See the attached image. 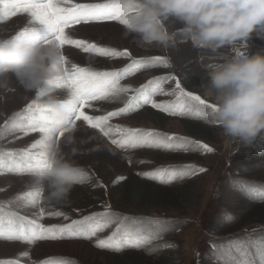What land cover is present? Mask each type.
Wrapping results in <instances>:
<instances>
[{"label": "rangeland", "instance_id": "rangeland-1", "mask_svg": "<svg viewBox=\"0 0 264 264\" xmlns=\"http://www.w3.org/2000/svg\"><path fill=\"white\" fill-rule=\"evenodd\" d=\"M89 2L104 3L108 0ZM132 12L130 10L128 14ZM27 19L21 15L7 23H0V37L16 34L26 26ZM167 26L170 32L176 33L174 46L145 44L136 34L125 36L124 28L117 21L77 25L71 36L127 49L138 59L161 57L166 60L168 67L153 64V73L139 69L123 78L120 81L123 85L136 88L153 78L176 76L186 90L215 104V94L204 90L209 88V81H202L201 75L208 76L210 64L221 63L235 55L239 45L213 53L194 46L191 37L181 31L183 26L179 21L170 20ZM262 37L264 29H258L247 41V48L240 50L250 53L264 51ZM58 48L69 64L76 63L94 70L119 69L130 63L126 59L84 53L73 45ZM147 66H151V63ZM163 87L171 90L174 82L169 80ZM37 91L26 92L14 77L10 78L7 89L0 90V264H110L112 258L121 256L123 260L138 256L153 263L165 256L170 264H228L220 254L221 244L239 241L241 248H246L249 245L258 246L264 240L262 221L242 225L239 229L234 227L246 207L251 209L257 202H264V135L259 134L245 142L224 135L214 115L201 113L182 116L173 114L178 113L179 109L170 112L164 108L141 105L128 114L113 118L110 123L186 137L206 144L214 151L207 153L192 145L172 150L149 147L121 149L111 143V139H119L118 134L105 137L98 129L78 121L77 137L90 139L86 145L87 151L72 159L84 168L87 176L74 187L67 202L58 203L48 200L46 194L38 191L34 185L32 168L35 159L29 162V155L24 153V149L39 139L40 134L22 133V117H17L16 113L23 112L33 100L38 99L42 103V99L50 93L63 101L68 99V94L64 89L53 88L38 98ZM122 99L115 103L98 102L97 107L105 111L94 112L86 108L85 114L105 115L106 111L122 107ZM153 99L163 104L174 101L175 97L156 95ZM152 112L159 115L153 116ZM190 122L204 126V130L210 127L215 129L205 131L202 136H193L187 131V127L192 129ZM37 153L38 150H32L33 157ZM173 154L181 158L174 160L171 157ZM185 155L197 156L198 159H183ZM193 165L196 166L195 171L190 169ZM161 167L166 171L159 176L142 175L155 173ZM188 180L191 182L185 187L186 194L181 197L177 188ZM142 182L150 183V189L146 190ZM165 189L172 190L171 195L163 193ZM37 192L40 194L36 195ZM106 204L112 215L104 219L114 222L98 237H92L90 224L84 223L74 225L73 231L63 235L56 232L54 239L51 238L52 233L32 239L35 228L32 221L46 228L70 224L72 220L81 221L93 213L108 211L104 207ZM41 206L44 209L42 217L38 215ZM54 212L65 213L68 219L48 215ZM117 227V240L132 236L138 237L139 242L133 245L113 242L104 247L96 246L97 238L107 237ZM244 259L247 258L237 253L232 264H243Z\"/></svg>", "mask_w": 264, "mask_h": 264}, {"label": "clouds", "instance_id": "clouds-1", "mask_svg": "<svg viewBox=\"0 0 264 264\" xmlns=\"http://www.w3.org/2000/svg\"><path fill=\"white\" fill-rule=\"evenodd\" d=\"M136 10L121 24L124 35L136 34L145 44L174 46L175 32L167 22L179 21L194 46L217 52L237 48L235 55L208 66L209 91L215 94L214 118L224 135L248 142L264 132V51H241L258 29H264V0H132ZM61 52L55 44L0 37V90L10 78L26 91L41 89L64 74ZM42 104L52 122L43 164L32 168L33 182L46 198L67 202L74 187L86 176L72 158L87 151L90 138L77 137L76 117L54 93ZM63 134V135H61Z\"/></svg>", "mask_w": 264, "mask_h": 264}, {"label": "snow or ice", "instance_id": "snow-or-ice-1", "mask_svg": "<svg viewBox=\"0 0 264 264\" xmlns=\"http://www.w3.org/2000/svg\"><path fill=\"white\" fill-rule=\"evenodd\" d=\"M135 11L136 5L132 0H119V2H79V0H0V23H7L13 17L26 16V26L18 30L17 38H28L33 42L44 44H55L58 47L64 45H73L84 53H94L99 57L126 59L130 61L122 68L94 70L90 67L79 66L76 63H70L64 55L61 56L64 66V74L58 75L55 79L46 82V85L37 91V97L46 95L53 88L64 89L68 94V99L64 100V107L76 117V121L84 122L93 129H98L105 137L112 136L113 133L119 135V139H111V143L121 149L138 147L158 148L172 150L174 148L183 149L188 145L196 149L210 153L214 150L208 145L191 140L186 137L170 136L154 130L139 128H130L122 125H113L110 121L124 114H128L132 109L139 108L141 105H150L153 108H164L167 111L179 109V115H204L213 116L215 104L208 103L201 96L192 91L186 90L182 82L176 76L158 77L148 80L139 87L133 88L121 84V80L129 74L139 70L142 65L147 63H160L168 67L166 60L161 57H154L151 61H145L135 58L127 49H117L115 47L105 46L96 41L86 39H74L71 33L76 30L77 25H87L92 22H112L124 23L129 11ZM67 30V31H66ZM264 38V37H262ZM169 80L174 82V88L166 90L163 85ZM133 93V94H129ZM156 95H170L175 97L174 101L159 103L153 99ZM123 102V106L115 110L106 111L105 115H86L84 109L92 111H105L98 108V102L115 103ZM20 120V131L24 134L39 133L40 138L34 140L24 153L29 155L30 161L34 158L35 164H43L48 147L52 117L47 106L33 100L23 112H17ZM63 135V134H61ZM264 135V132L261 133ZM32 150H38L35 157L32 156ZM143 162V161H141ZM192 171L196 166H190ZM204 171V169H199ZM166 171L161 167L155 173H142L144 176H159ZM87 176V173H86ZM122 179V178H119ZM40 193L37 192L36 195ZM31 195V194H29ZM35 203V201H31ZM108 211L104 213H93L83 217L81 221L72 220L70 224L52 225L46 228L43 224L32 221L35 228L32 230V239L43 238L45 233H52L51 238H56L55 233L62 235L74 230L73 226L77 224H90V235L98 237L99 233L110 228L114 221L104 219L111 217L109 205H104ZM38 215H44L43 206L38 210ZM50 216L67 215L62 212L48 213ZM231 219V217H229ZM159 223V222H158ZM117 227L107 237L97 238L96 246L104 247L115 242L118 245H133L139 242L138 237L129 236L124 240H117ZM26 239V237H21ZM214 248L216 245H212ZM222 257L232 264L236 260L237 253L241 257H246L243 264H264V240H261L258 246L249 245L241 248V242L228 241L219 246ZM63 264V262H62Z\"/></svg>", "mask_w": 264, "mask_h": 264}, {"label": "trees", "instance_id": "trees-1", "mask_svg": "<svg viewBox=\"0 0 264 264\" xmlns=\"http://www.w3.org/2000/svg\"><path fill=\"white\" fill-rule=\"evenodd\" d=\"M145 61H151V59L150 60H145ZM149 64L150 63H147L146 65H142L141 68H140V70H143L144 69V70H146V72L153 73V71H152L151 68H152L153 64H158V63H151V66L148 67L147 65H149ZM201 76H202V79H203L202 81H209L208 76H206V74H203ZM204 90L205 91H209V88L206 87V88H204ZM149 110L150 109H148V111ZM151 115L158 116L159 114H155V113L152 112ZM153 116H149V117H153ZM181 121H184V120H181ZM191 126H192L191 127L192 129H190V128L187 127V131H190L193 136H199V135L202 136L203 135L202 133H205V131H207V130L208 131H213L215 129V128L210 127V128H205L206 130H204V126H202V125H200L198 123H191ZM210 133L211 132H207V134H210ZM177 155L178 154H173V155H171V157H173L174 160L181 158L180 156H177ZM176 157H179V158H176ZM183 157H184L183 159H185V158L186 159H195V160L198 159L197 156H187V155H185ZM190 182L191 181L188 180L186 183H184L182 185L181 188H177V189H179L177 191L181 195V197L183 196L184 193L186 194L185 187ZM125 183H127V181H125ZM149 184L150 183L142 182V186H144V188L146 190H149L150 189L148 187V186H150ZM162 191H163V193H166L167 195H171V193H172L171 192L172 190H166L165 189V190H162ZM152 194L155 196L154 193H152ZM238 221L239 222L234 226L237 229H239V227H241L242 225L252 224V223H255V222H259L260 223L262 221L263 224H264V202H257L256 204L252 205V208L251 209H250L249 206L246 207L244 209V212L242 213V216L240 217V219ZM123 258L124 257H122V256L121 257H114V258H112V260H111L112 263H110V264H121V263L122 264H154V263L155 264H170V263H168L166 261L167 258L165 256L159 257V259H158L159 261H156L154 263L153 262H150L149 260H145V259L139 258L138 256L137 257H132L131 259H125V260H123Z\"/></svg>", "mask_w": 264, "mask_h": 264}]
</instances>
